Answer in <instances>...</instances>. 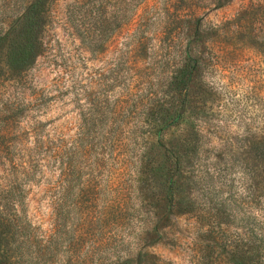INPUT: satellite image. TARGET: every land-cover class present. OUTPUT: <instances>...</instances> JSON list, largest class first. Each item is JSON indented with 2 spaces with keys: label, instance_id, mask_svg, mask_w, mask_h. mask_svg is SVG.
<instances>
[{
  "label": "rangeland",
  "instance_id": "374dc122",
  "mask_svg": "<svg viewBox=\"0 0 264 264\" xmlns=\"http://www.w3.org/2000/svg\"><path fill=\"white\" fill-rule=\"evenodd\" d=\"M83 1L51 4L43 53L19 82L0 88L3 102L21 103L14 127L25 148L41 139L45 156L55 143L68 149L67 225H77L78 188L88 191L83 209L94 216L124 190L134 219L139 202L148 213L122 231L126 250L93 253L130 255V264H233L234 257L264 264V0H199L198 70L168 115L157 100L177 58L155 37L157 25L112 31L99 49L102 30L95 27L104 15L97 3ZM86 35L93 40L82 42ZM175 111L179 121L157 140L155 131ZM89 124L116 125L114 141L104 147V136L91 147V138L81 140ZM165 152L178 162L170 177ZM146 159L151 164L144 170ZM30 198L33 222L44 231L57 226L46 198L37 192ZM142 228L155 243L140 239Z\"/></svg>",
  "mask_w": 264,
  "mask_h": 264
},
{
  "label": "trees",
  "instance_id": "16d2710c",
  "mask_svg": "<svg viewBox=\"0 0 264 264\" xmlns=\"http://www.w3.org/2000/svg\"><path fill=\"white\" fill-rule=\"evenodd\" d=\"M56 0H0V88L7 82H19L36 63L44 50L43 32L49 24L51 4ZM92 2L102 10L103 19L96 30H102L99 36V49H103L112 31L137 26L157 25L155 37L160 36L162 42L168 43V55L174 53L177 61L174 64L165 92L157 100L159 111L168 115L176 110L182 102L189 84L195 77L199 58L196 52L197 42L203 38L201 19L197 12L202 4L199 0H84L82 6ZM110 3L109 12L105 5ZM109 13V17L107 16ZM111 22H108V20ZM111 31V32H110ZM92 41L89 35L82 38ZM90 39V40H89ZM145 40L142 34L138 43ZM90 51L95 52L90 46ZM9 101V100H6ZM21 103L11 100L3 102L0 94V264H130V255L115 257L104 253H93L94 250H126L123 245L122 231H125L136 219L148 213V208L139 202L138 216L134 219V211L128 206V193L117 192L113 205L105 204L98 216L84 212V188H78L77 225L71 229L67 225L71 220V198L73 186L68 180L70 158L68 149L56 143L43 153L44 142L38 139L33 149L25 148L24 142L16 137L14 125L18 122ZM171 122L163 124L154 136L157 140L161 132L174 126L180 119L175 111ZM118 127L111 125L107 129L102 124H89L82 139L91 138V147H95L93 139L100 143L105 136L104 147L113 141ZM149 150V149H148ZM152 150V149H150ZM146 155H149L146 152ZM167 162V175L177 173L178 162L172 155H163ZM48 159V160H47ZM143 161V160H141ZM144 160V170L151 162ZM51 163V169H50ZM140 163V166H141ZM158 165L155 171H161ZM141 169L138 174L144 171ZM80 174L75 179L80 183ZM56 178V179H55ZM55 179V180H54ZM170 179V178H169ZM38 187L37 190H33ZM110 189V188H109ZM40 193L46 198L45 204L51 215L57 220L47 230L33 222L29 207L31 193ZM43 201V200H42ZM39 205L41 200H38ZM117 213L110 219V209ZM157 207V206H156ZM147 210V211H145ZM136 211V210H135ZM171 210H169L170 212ZM173 211V210H172ZM171 211V212H172ZM145 224H140L141 227ZM147 225V224H146ZM159 222L154 223L151 230L156 232ZM136 226V225H135ZM133 226L132 228H135ZM141 231V240L152 242L147 230ZM131 235V230L127 234ZM156 237H159L156 234ZM119 238V241H117ZM130 238V237H129ZM129 242V239H128ZM130 243V242H129ZM233 264H239L234 257Z\"/></svg>",
  "mask_w": 264,
  "mask_h": 264
}]
</instances>
